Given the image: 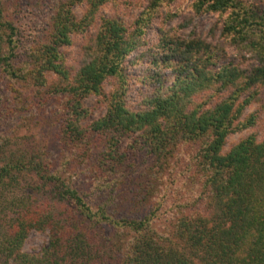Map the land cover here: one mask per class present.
<instances>
[{
	"label": "trees",
	"instance_id": "1",
	"mask_svg": "<svg viewBox=\"0 0 264 264\" xmlns=\"http://www.w3.org/2000/svg\"><path fill=\"white\" fill-rule=\"evenodd\" d=\"M170 1L174 0H152L132 34L120 21L101 18L93 46L86 49L89 60L72 76L59 49L70 46L72 35L90 27L109 0L58 2L46 33L21 60V34L6 0H0V86L26 83L40 88L46 86V74L56 77L47 94L64 101L63 108L51 111L61 114V138L72 147L92 139V148H102L101 152L88 149L97 154L91 173L93 183H101L99 192L103 194L110 183L119 185L112 176H123L128 152L145 151L152 165L161 169L175 146L198 143L205 208L203 214L194 210L193 215H185L179 205L171 206L169 210L178 209L180 214L162 222L166 195L147 204L156 192L148 193L145 187V197L137 196L131 208L142 206L145 216L116 219L108 211L112 201L92 208L86 201L89 197L74 187L71 178H63L64 172L51 168L41 155L12 153L0 144V198L14 190L47 198L42 206H36L31 195L0 204L4 205L0 206L1 264H264V139L257 142L249 136L222 153L228 136L255 124V118L239 121L253 96L239 101L264 83V9L254 8L248 0H193L195 14L225 16L222 34L232 44L250 49L257 66L248 75L231 65L215 68L209 44L200 39L179 42L164 61L173 69L171 86L149 96L142 109L130 111L121 65L143 34L138 25ZM77 4L86 6L81 19L72 13ZM194 53H200L196 60ZM107 79H117L118 88L107 101L106 113L83 127L89 111L82 101L100 96ZM214 86L219 93L231 87L235 91L213 108L192 103L195 95ZM124 139L134 140L121 152ZM162 186L156 187L162 190ZM31 231H48V246L40 255L21 253Z\"/></svg>",
	"mask_w": 264,
	"mask_h": 264
},
{
	"label": "rangeland",
	"instance_id": "2",
	"mask_svg": "<svg viewBox=\"0 0 264 264\" xmlns=\"http://www.w3.org/2000/svg\"><path fill=\"white\" fill-rule=\"evenodd\" d=\"M60 1L65 0H6L5 6L10 9L14 24L21 34L18 51L20 60L26 56L27 49L35 46L46 33L52 10ZM151 1L109 0L104 4L95 14L93 24L84 32L72 35L70 46L59 49L70 74L73 76L89 60L86 49L93 46L101 18L108 17L120 21L132 34L137 28V20L149 9ZM248 3L254 8L264 9V0H248ZM192 5L193 0L165 2L157 7L149 21L138 25L143 30V34L135 49L121 65V74L125 80V102L130 111L142 109L149 96L159 89L160 92H164L171 86L174 80L173 69L164 61L167 56H172L170 49L175 48L179 42L200 39L209 44L214 56L211 64L215 68L231 65L248 75L257 66V58L250 49L243 45L232 44L222 34L225 16L213 13L195 14ZM85 12L84 4H77L72 8V13L77 19H81ZM179 50L182 52L183 47ZM199 54H193L194 60ZM173 58L168 59L171 61ZM56 82V77L48 73L45 87L37 88L26 83H17L16 87L0 86V144L5 151L17 154L34 151L41 155L51 168L61 174L64 172L61 175L63 178H71L74 187L89 197L86 201L92 208L105 200L112 201L108 211L116 219L124 216L127 218L145 216L144 208L140 205L137 210H131L137 196L143 198L145 195L143 190L145 187H148V193L156 192V196L151 195L148 198L147 204L154 198L158 201L163 193L166 195L168 203L163 208L164 213L161 214L162 222L169 223L180 214L178 209L169 210L171 206L179 205L185 215H193L194 210L204 213V192L199 180L201 171L198 169V143L190 142L175 146L170 159L161 169L155 164L152 165L153 159L145 151H136L134 154L128 152V162L123 176H112L119 181V185L110 183L111 187L101 194L99 192L101 183L94 184L95 178L91 173L94 169V155L97 154L91 151L89 153L88 149L101 152L102 148H92L94 143L92 139L83 140L82 144L72 147L61 138L63 127L61 114H53L51 111L57 106L58 109L63 108L64 101L50 99L47 94L48 88ZM117 88V79H107L102 85L100 96H89L82 101L83 107L89 111L88 119L82 122L83 127L105 115L107 101ZM216 88L214 86L210 90L198 93L192 98V103L203 105V108H213L235 91L231 87L219 93ZM250 94L253 99L245 107L239 121L255 118V124L228 136L222 153H227L234 145L249 136H254L257 142L264 139V83L254 86L243 94L239 102L247 99ZM133 140L124 139L121 152H125V149L133 144ZM158 183L163 185L162 190L161 187H156ZM165 188L167 191L164 190ZM29 195L33 197L36 206H42L47 202L46 196L31 191L14 190L0 198V204L7 205L11 199ZM50 203L54 204V202ZM107 231L112 233L111 230ZM48 241V231H31L22 245L21 253L40 255L48 246Z\"/></svg>",
	"mask_w": 264,
	"mask_h": 264
}]
</instances>
